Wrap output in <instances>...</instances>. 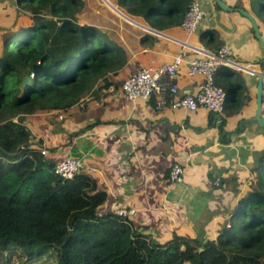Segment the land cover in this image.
Wrapping results in <instances>:
<instances>
[{
    "label": "trees",
    "instance_id": "trees-1",
    "mask_svg": "<svg viewBox=\"0 0 264 264\" xmlns=\"http://www.w3.org/2000/svg\"><path fill=\"white\" fill-rule=\"evenodd\" d=\"M190 1L115 3L161 30L177 26ZM16 2L31 21L19 38L7 37L0 50V264H24L49 247L55 252L53 264H264V147L255 152L249 169L253 175L238 198L234 176H219L215 187L229 184L235 198L212 238L172 232L158 241L130 218L98 212L106 193L92 177L78 170L63 179L53 171L61 158L41 153L42 141L34 137L28 118L39 110L78 103L99 80L107 84V76L126 64V56L95 25L77 22L82 0ZM248 4L264 15V0ZM198 39L211 51L221 43L210 27L198 31ZM30 72L29 83L21 87V77ZM214 82L224 90L220 114L237 113L249 99L241 81L221 83L215 73ZM213 114L208 111V120Z\"/></svg>",
    "mask_w": 264,
    "mask_h": 264
},
{
    "label": "crops",
    "instance_id": "crops-1",
    "mask_svg": "<svg viewBox=\"0 0 264 264\" xmlns=\"http://www.w3.org/2000/svg\"><path fill=\"white\" fill-rule=\"evenodd\" d=\"M82 1L77 22L95 25L120 45L126 64L115 75L107 76V84L99 80L81 104L34 112L28 118V127L34 137L41 139L51 158L80 157V172L92 177L106 193L98 212L110 210L113 205L133 207V225L158 241L172 232L214 237L208 235L209 231L227 217L238 194L233 198L229 184L215 187L213 179L234 176L239 193L243 192L253 175L249 169L254 154L264 147L263 125L250 120L243 123L242 129L238 127L241 118L254 114L255 72L264 55L249 20L235 7L224 10L215 7L213 0H198L206 13L195 32L186 33L177 25L157 30L156 34L138 25H146L142 17L127 14L115 0L109 2L133 21L109 5L93 6L97 0ZM223 1L230 6L239 3L250 12L264 39V15L256 16L249 0ZM30 21L29 13L16 0H0V50L7 37L19 38ZM206 27L215 29L220 41L230 46L233 58L252 71L219 66L215 72L222 83L241 81L246 86L249 99L237 113H218L219 125L217 118L208 120L209 110L203 107L192 112L157 109L152 99L131 101L116 94L129 72L140 65L169 60L182 44L206 49L198 39L199 28ZM192 54V50H185V61L176 76L181 91H192L198 79L197 75L187 74L186 60ZM260 112L264 115V80ZM229 130L237 131L227 137ZM175 161L183 165L182 179L168 188L164 174Z\"/></svg>",
    "mask_w": 264,
    "mask_h": 264
},
{
    "label": "built area",
    "instance_id": "built-area-1",
    "mask_svg": "<svg viewBox=\"0 0 264 264\" xmlns=\"http://www.w3.org/2000/svg\"><path fill=\"white\" fill-rule=\"evenodd\" d=\"M205 10L198 0H191L184 16L178 26L186 33H193L205 15ZM133 21V20H132ZM144 28V27H143ZM145 29V28H144ZM152 33H158L150 31ZM192 50V54L186 60L187 74L197 75L198 79L192 91H181L176 83V76L180 64L185 61L183 53L186 49ZM219 66L232 69L244 70L251 73L249 67L233 58L230 46L222 41L215 51L200 46H187L182 44L177 53L169 60L162 61L156 65H140L129 72L119 83L116 94L122 95L126 100L152 99L155 108L169 107L180 108L188 112L203 107L214 113H220L223 108L224 90L214 82V74ZM30 72L28 77H32ZM264 80V77H263ZM84 97L78 103L81 104ZM60 117V116H59ZM41 153L47 152L43 146ZM82 166L80 157L65 155L53 165V171L61 178L66 179L73 176ZM183 165L179 162H171L165 179L168 188L182 179ZM218 183V178L213 179V184ZM111 211L119 216L131 218L135 209L130 206L113 205Z\"/></svg>",
    "mask_w": 264,
    "mask_h": 264
},
{
    "label": "water",
    "instance_id": "water-1",
    "mask_svg": "<svg viewBox=\"0 0 264 264\" xmlns=\"http://www.w3.org/2000/svg\"><path fill=\"white\" fill-rule=\"evenodd\" d=\"M107 5H109L110 7H112L113 9H115L117 12H119L122 16H124L125 18H128L130 20H132L131 18H129L127 15L123 14L122 12H120L111 2L104 0ZM216 2V4L224 9V10H231L233 9L232 6L226 4L223 0H214ZM235 9L242 15H244L250 22V27L252 29V32L254 34V36L256 37V39L258 40V42L261 44V46L263 47L264 50V39L262 38L257 23L254 19V17L252 16V14L250 12H248L246 9L238 6L235 7ZM138 25L144 27L145 29L148 30H152L155 32H159L154 28H151L147 25H142L140 23H138ZM199 31H201V28H199ZM259 60L261 61V66L260 69L255 72L256 74V82H255V109H254V114L250 117H245V118H241L238 122V127L239 129L243 128V123L246 121H250V120H255L258 124L263 125L264 126V115L261 114L260 112V108H261V101H262V93H263V77H264V55L259 58ZM29 83V77L27 75H23L21 77L20 80V86L21 87H25L27 84ZM217 118L218 119V124H221V120H220V114L215 113L213 115V119ZM237 130H229L226 132V136L229 137V135L231 133H234Z\"/></svg>",
    "mask_w": 264,
    "mask_h": 264
},
{
    "label": "rangeland",
    "instance_id": "rangeland-1",
    "mask_svg": "<svg viewBox=\"0 0 264 264\" xmlns=\"http://www.w3.org/2000/svg\"><path fill=\"white\" fill-rule=\"evenodd\" d=\"M109 1V0H107ZM104 3V4H103ZM95 6L96 4H100L102 6H105V4L107 5V3L104 0H97L93 3ZM108 6V5H107ZM96 7V6H95ZM118 9V8H117ZM119 10V9H118ZM120 12H122L123 14H125L122 10H119ZM79 11L76 13V18L78 15ZM119 13V12H118ZM121 15V14H120ZM126 15V14H125ZM256 16H262V14H257ZM10 45V42L8 44V46ZM222 83V82H221ZM241 194V192L238 194V196ZM234 197V196H233ZM111 210V208H110ZM222 222V221H221ZM219 222L218 225L216 226L215 230L212 231L210 230L208 235L212 236L216 234V229L219 227V224L221 223ZM208 237V236H207ZM48 242H52L50 240H46ZM56 261V257H55V252L54 249L52 247L47 248L45 251H43L40 255H33L32 258L28 259L25 261L24 264H53ZM15 263V260H13V264Z\"/></svg>",
    "mask_w": 264,
    "mask_h": 264
},
{
    "label": "clouds",
    "instance_id": "clouds-1",
    "mask_svg": "<svg viewBox=\"0 0 264 264\" xmlns=\"http://www.w3.org/2000/svg\"><path fill=\"white\" fill-rule=\"evenodd\" d=\"M115 6V5H114ZM116 7V6H115ZM241 7V6H240ZM157 30V29H156Z\"/></svg>",
    "mask_w": 264,
    "mask_h": 264
},
{
    "label": "bare ground",
    "instance_id": "bare-ground-1",
    "mask_svg": "<svg viewBox=\"0 0 264 264\" xmlns=\"http://www.w3.org/2000/svg\"><path fill=\"white\" fill-rule=\"evenodd\" d=\"M117 8V7H116Z\"/></svg>",
    "mask_w": 264,
    "mask_h": 264
}]
</instances>
